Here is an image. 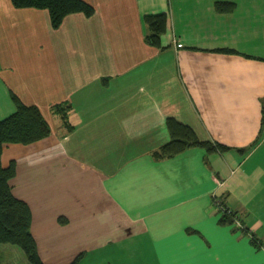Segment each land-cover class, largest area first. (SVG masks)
<instances>
[{"label":"crops","instance_id":"obj_1","mask_svg":"<svg viewBox=\"0 0 264 264\" xmlns=\"http://www.w3.org/2000/svg\"><path fill=\"white\" fill-rule=\"evenodd\" d=\"M86 1L54 27L0 0V120L13 93L50 128L3 146L44 263L264 264V0ZM169 118L221 147L157 157Z\"/></svg>","mask_w":264,"mask_h":264},{"label":"trees","instance_id":"obj_2","mask_svg":"<svg viewBox=\"0 0 264 264\" xmlns=\"http://www.w3.org/2000/svg\"><path fill=\"white\" fill-rule=\"evenodd\" d=\"M16 7L46 8L49 11L51 24L57 27L63 17L72 12L92 15L94 7L86 0H12ZM220 8H231L230 3H218ZM166 13L148 14L144 16L147 25V39L154 45H160V36L166 30ZM15 110L0 120V243L19 246L29 264H45L41 258L35 237L31 232L32 213L29 204L14 195L10 179L15 175V161L10 160L4 166L1 161L5 143H31L49 134L48 122L38 106L25 104L12 93ZM69 104L59 103L52 106L54 112L60 114L66 122V110ZM264 123V107H263ZM170 140L156 151L157 157L171 155L191 145H202L207 150L216 146L209 141L198 139L192 129L169 118ZM67 127L69 124L66 125ZM227 217V216H226ZM82 254L76 255L68 264H80Z\"/></svg>","mask_w":264,"mask_h":264},{"label":"rangeland","instance_id":"obj_3","mask_svg":"<svg viewBox=\"0 0 264 264\" xmlns=\"http://www.w3.org/2000/svg\"><path fill=\"white\" fill-rule=\"evenodd\" d=\"M10 146H5V148L3 149L4 154L3 157L1 159V161L3 162L2 164L6 165V163L8 162L9 158H11L12 154H13V144H9ZM6 246H5V245ZM16 251H19L18 253ZM22 251V249L17 246V245H13V244H9V243H0V264H27L28 261L26 260V257L24 255V253ZM25 257V258H24Z\"/></svg>","mask_w":264,"mask_h":264},{"label":"built area","instance_id":"obj_4","mask_svg":"<svg viewBox=\"0 0 264 264\" xmlns=\"http://www.w3.org/2000/svg\"><path fill=\"white\" fill-rule=\"evenodd\" d=\"M215 203H216V206L219 208V210L221 211V213L224 216H227L233 220L236 227H238L240 229H242V228L244 229V226H243L238 214L232 208L223 204L218 199L215 200Z\"/></svg>","mask_w":264,"mask_h":264}]
</instances>
